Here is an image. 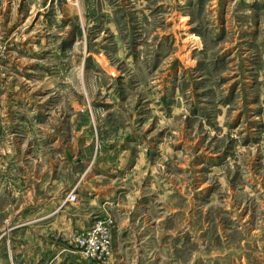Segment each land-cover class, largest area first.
<instances>
[{
	"label": "rangeland",
	"instance_id": "374dc122",
	"mask_svg": "<svg viewBox=\"0 0 264 264\" xmlns=\"http://www.w3.org/2000/svg\"><path fill=\"white\" fill-rule=\"evenodd\" d=\"M58 203L92 264H264V0H0V239Z\"/></svg>",
	"mask_w": 264,
	"mask_h": 264
},
{
	"label": "crops",
	"instance_id": "0c3cea01",
	"mask_svg": "<svg viewBox=\"0 0 264 264\" xmlns=\"http://www.w3.org/2000/svg\"><path fill=\"white\" fill-rule=\"evenodd\" d=\"M44 208L53 212L44 221L38 219L37 208L30 209L29 216L17 221L14 230L0 239V264H92L68 243V208L63 203ZM86 224L83 221L82 226Z\"/></svg>",
	"mask_w": 264,
	"mask_h": 264
},
{
	"label": "built area",
	"instance_id": "2783aa9c",
	"mask_svg": "<svg viewBox=\"0 0 264 264\" xmlns=\"http://www.w3.org/2000/svg\"><path fill=\"white\" fill-rule=\"evenodd\" d=\"M69 203H78L77 195L72 194L67 198ZM110 225V220L95 225L89 233L75 232L73 235L68 237V243L76 251H78L86 259H95L103 257L109 254L110 250V239L108 238V232L106 225Z\"/></svg>",
	"mask_w": 264,
	"mask_h": 264
}]
</instances>
